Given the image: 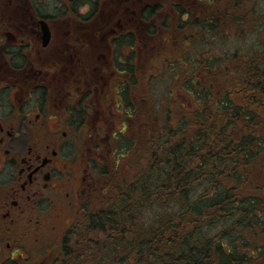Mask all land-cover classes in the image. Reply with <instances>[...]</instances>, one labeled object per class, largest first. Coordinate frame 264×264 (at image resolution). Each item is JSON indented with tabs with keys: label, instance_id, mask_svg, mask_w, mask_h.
Returning a JSON list of instances; mask_svg holds the SVG:
<instances>
[{
	"label": "trees",
	"instance_id": "16d2710c",
	"mask_svg": "<svg viewBox=\"0 0 264 264\" xmlns=\"http://www.w3.org/2000/svg\"><path fill=\"white\" fill-rule=\"evenodd\" d=\"M263 1L176 5V29L166 36L182 46L184 68L176 69L173 92L190 99L154 123L135 152L136 172L75 225L57 264H264ZM165 8L154 3L142 18ZM258 28V51L206 52L187 62L196 38L242 39ZM149 32L160 33L155 23ZM153 208L165 210L146 221Z\"/></svg>",
	"mask_w": 264,
	"mask_h": 264
},
{
	"label": "flooded vegetation",
	"instance_id": "af4514ba",
	"mask_svg": "<svg viewBox=\"0 0 264 264\" xmlns=\"http://www.w3.org/2000/svg\"><path fill=\"white\" fill-rule=\"evenodd\" d=\"M59 1L0 0V264H57L64 240L90 212L105 163L126 154L120 139L131 126L135 23L150 33L153 19L142 11L152 4L117 0L122 10H106V0ZM104 47L114 59L108 86L110 75L102 67V80L96 66L107 62ZM98 88L113 94L106 109L88 101Z\"/></svg>",
	"mask_w": 264,
	"mask_h": 264
},
{
	"label": "rangeland",
	"instance_id": "374dc122",
	"mask_svg": "<svg viewBox=\"0 0 264 264\" xmlns=\"http://www.w3.org/2000/svg\"><path fill=\"white\" fill-rule=\"evenodd\" d=\"M56 6L61 4V1L55 0ZM125 1V0H123ZM151 4L162 2L166 5V8L159 12L160 14L157 17H150L153 19V23L156 24V27L159 30V34L154 36L152 33H148L145 29V25L138 22L135 23L137 30V40L139 42V46L135 54L131 53L130 62L133 64V81L128 83V90L126 92V97L129 98V108H126L131 114L130 124L128 126L127 131L125 132V136H122L120 139V145L124 154V156H120L118 162L115 160H110L105 163L106 169L109 166L108 174H105L100 183L97 185V192L95 201L90 203L89 211H95L99 207H101L105 200L112 199L115 190L121 183L122 178L132 175L136 172L137 167L139 166L138 162H134L135 152L138 151V147L142 146V141L148 137L150 133L151 127L154 125H161L166 121L168 117V112L182 109L183 103L188 102L190 99L189 94H182V92H177L178 94L173 92V88L176 86V83L179 82V79L175 80L176 77V69L181 65L182 68L184 66L180 61H183V53L184 51L181 45L177 43H168L167 34L174 33L176 29V14L177 8L176 5H180L184 0H145ZM124 2H119L117 0H106L103 1V7L108 9H117L118 7L122 10ZM176 3L175 5H173ZM86 6L80 8L82 11L86 10ZM261 10L264 12V1L262 2ZM260 10V11H261ZM119 16V13H116ZM167 14H171V18L167 28L161 27L162 19ZM121 15L123 13L121 12ZM114 20V16L107 18L106 25H112ZM149 20V19H148ZM129 24V23H128ZM261 28H258L255 32L247 35L242 39H238L236 36L232 34L226 37V35H220L217 37H207L202 39H194L191 45L188 47L187 62L190 63V60L199 57L200 55H204L206 52L209 53V56H218V55H231L235 52L238 53H249L258 51L260 49V34ZM169 31V32H167ZM178 33V31H176ZM228 35V34H227ZM147 43V44H145ZM151 45V46H150ZM127 48V47H125ZM123 49V52L127 54L129 52L128 49ZM186 48V47H185ZM184 48V49H185ZM151 50V51H150ZM106 55L107 62H103L100 64H96L100 67V74L104 80L103 72L106 70V76H109L112 72L114 74V70L112 67V63L114 64V59L112 55V51L109 50L108 47L100 48L98 50ZM150 51V52H149ZM190 57V58H189ZM177 60L172 61L171 59ZM209 58V57H207ZM103 60V59H102ZM177 63V64H176ZM101 64H107L106 66H102ZM135 64V65H134ZM171 64V65H170ZM176 64V65H175ZM175 65V66H174ZM95 66V65H93ZM92 66V67H93ZM102 67L105 68L102 70ZM155 69L160 72L157 76L153 75V71ZM135 73V74H134ZM111 74L108 78H106V85H109V80L113 76ZM151 75L149 80V87L151 89V94L148 93V75ZM153 75V76H152ZM105 76V77H106ZM126 79V78H125ZM95 81H91L88 84L89 88H93ZM130 84V89H129ZM181 86V85H180ZM109 90V87L106 88V91ZM106 96L113 97L112 92L109 91L107 94H103L101 89L94 90L93 93L89 95V103L93 104L95 108L106 109L109 104L105 103ZM181 101V103H179ZM126 112H120V122L126 121L128 115ZM119 122V117L116 118ZM132 120V121H131ZM115 161V162H114ZM135 164V166H134ZM165 209L161 208H153L147 210L144 214V218L146 221L153 219L154 217H158L161 215ZM83 221V218L80 217L78 219V225ZM75 227V225L73 226Z\"/></svg>",
	"mask_w": 264,
	"mask_h": 264
}]
</instances>
